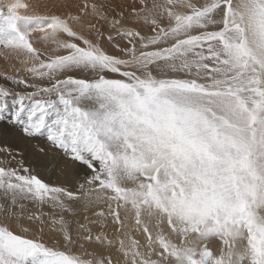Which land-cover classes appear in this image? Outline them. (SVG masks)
Segmentation results:
<instances>
[{"label":"snow or ice","instance_id":"1","mask_svg":"<svg viewBox=\"0 0 264 264\" xmlns=\"http://www.w3.org/2000/svg\"><path fill=\"white\" fill-rule=\"evenodd\" d=\"M118 7L0 6V48L30 76L0 73V121L45 137L84 171L73 191L23 160L0 161L9 202L0 204V264H264V0H139L127 15ZM101 21L114 30L109 41L128 45L113 43L119 55L101 46ZM22 201L54 210L51 243L43 213L27 217L40 221L35 232L20 224ZM81 202L107 212L85 216L73 234L64 213ZM108 217L111 238L89 226Z\"/></svg>","mask_w":264,"mask_h":264},{"label":"bare ground","instance_id":"2","mask_svg":"<svg viewBox=\"0 0 264 264\" xmlns=\"http://www.w3.org/2000/svg\"><path fill=\"white\" fill-rule=\"evenodd\" d=\"M7 2H8V0H0V6L6 4ZM20 2L26 3V4H28L30 6L28 11H35L36 13H39V14H44L45 12H54L56 14H67V13L71 12L72 14H79V9H80V7H83V4H84L85 0H41V1H38V0H20ZM87 3L88 4H93V3L104 4V5H109L111 7L119 6L117 8V10L118 11L119 10H126V15H127L128 12L131 10L132 6H134V5L138 6L139 0H113V1L87 0ZM24 12H25V10H23V9L20 10L21 14H24ZM89 20H91L94 23L96 22L95 19L93 17H91V16L85 17V23H87ZM97 27H99L100 31L103 33V35L100 37L101 46L105 50H107L109 53L117 54V55L120 54L113 47V43H119L122 47L128 46L126 44V42L124 40H122V39L116 38L114 42L113 41H109L107 39L109 34H112L113 36H115V33H114V30H112L108 26V24L106 22L101 21L100 23L97 24ZM141 31H142V34H149V35L151 34L150 29L148 27L142 28ZM93 35L95 36V34H93ZM37 46L38 47H42V48L44 47V45H42V44H37ZM0 50H5V49L0 48ZM50 50L51 49H49V51ZM5 51L6 52H4V53H6L7 57L6 58L4 57L2 60L0 59V63L5 65V68H3V69L6 72L4 73L2 70H0V73H4V74L9 73V75H16V73H17L16 69L17 68H21V65L19 64V60L14 58V57H12L11 55H8L7 54V50H5ZM2 67H4V66H2ZM20 72H23V71H20ZM17 76H20V75H17ZM0 78L4 80V77L2 75H0ZM27 78L30 79V76L28 75ZM29 91H30V89H29ZM0 126H2V125H0ZM16 130L18 132V128ZM10 132H12V135H10V136H12V138H13V135H14L15 131L14 132L10 131ZM15 134H17V133H15ZM21 134H22V132H21ZM10 136L9 135L3 136V137L1 136L0 137V146H5V145H7L9 143V144H11L12 148L19 150L18 152L23 153L25 151V154H22L23 156L24 155L25 156L23 157L21 155H16V159L12 160L11 157H9L5 152H0V160L3 161L2 166H4V167H19L17 162L20 161V160H23V163L26 166H28L29 168L34 169L36 172H38L47 183H49V184H51L53 186L68 187V188H70L73 191H78L79 190L78 189V185H79V183L83 182V178H84V171L83 170H80V169H77V168H70L71 171H72V174L71 175H66V171L69 168L67 167V165H65L66 164L65 161H64L65 159L61 160V159L54 158V157H43L40 154L36 153L37 151L35 152V151L29 149L28 144H26V142L24 141V137H25L24 135H23L24 137L21 136V137H23V139L19 138V139H21L20 141H14V140H12L10 138ZM17 137H19V136H17ZM29 140H31V139L29 138ZM42 145L46 146L44 144H42ZM39 147H41V146H39ZM47 149H48V147H47ZM15 154L16 153H13V155H15ZM69 186H71V187H69ZM44 207L46 209H48V205L44 206ZM79 211H80V208H79ZM30 212H31V214L34 213L32 211H30ZM23 216H24V214H23ZM85 216H87V215H82L81 218L78 217V220L85 223L86 221L85 220L83 221ZM13 224H15V221H14ZM16 224H17V222H16ZM29 225H31V224H29ZM114 232H110L109 231L108 235L112 236V234H110V233L114 234ZM45 233H47V232H45ZM137 238H139V237H137ZM144 242H145V239H144Z\"/></svg>","mask_w":264,"mask_h":264},{"label":"rangeland","instance_id":"3","mask_svg":"<svg viewBox=\"0 0 264 264\" xmlns=\"http://www.w3.org/2000/svg\"><path fill=\"white\" fill-rule=\"evenodd\" d=\"M38 1H41V0H38ZM107 1H113V0H107ZM107 37V36H106ZM5 50H0V59L2 60L4 57L6 58L7 55ZM4 66V67H2ZM3 68H5V65L4 64H1L0 63V70H2L4 73L6 72ZM7 75H9V73H7ZM16 75H20V76H24L26 79L28 74L27 73H23V72H17ZM0 83H4V80L0 78ZM31 90V89H30ZM10 124V125H9ZM0 137L2 136H7V135H12V132L10 131H15L14 132V135H13V138L12 136H10V138L14 141H20L21 139H23V133L21 134V130L18 128V127H14L11 125L10 121H0ZM8 126V127H7ZM5 129H3V128ZM18 128V132L16 129ZM13 129V130H12ZM15 129V130H14ZM20 130V131H19ZM5 131V132H4ZM6 133V134H5ZM9 133V134H8ZM17 133V134H15ZM21 134V135H20ZM19 136V137H17ZM23 136V137H21ZM16 138V139H15ZM21 138V139H19ZM28 137H24V141L26 142V144H28L29 146V149L33 150V151H37L36 153L40 154L41 156L43 157H54V158H58V159H61V160H64L65 161V165H67L68 168H77V169H80V170H83L78 164H71L66 157L63 156L62 153L58 152L57 150L53 149L50 147V145L46 142V138L45 137H35V138H30L31 140H29V138L27 139ZM23 141V140H22ZM30 141V142H29ZM33 143V144H32ZM32 144V145H31ZM42 144L46 145V146H43ZM8 148H11L12 149V153H17L19 150L17 149H14L12 148L11 144H7L6 145ZM41 146V147H39ZM46 147V148H45ZM48 147V149H47ZM41 148H44L45 151L41 152L40 149ZM36 149V150H35ZM15 150V151H14ZM20 153V152H19ZM49 153V154H48ZM7 154V153H6ZM22 154H25V151L23 153H20L21 156H23ZM8 155V154H7ZM25 156V155H24ZM23 156V157H24ZM60 156V157H59ZM62 157V158H61ZM2 161V160H0ZM68 161V162H67ZM70 165V166H69ZM71 187V186H69ZM4 201V202H3ZM2 202V203H1ZM8 201H6L4 199V197L2 196V194H0V204H8L7 203ZM22 203L25 204V208L23 210L19 209L18 207L15 209L16 212H19L21 213V218H20V224L23 225L24 227H28L30 228L31 230L36 231L38 229V227H40V221H37V220H28L27 217L29 215H33V216H36V215H41V213H43L42 215V219L44 221V229L46 230L45 232L47 233H44L45 235V239L48 240L49 243H51V237H52V233L50 232V229L52 227V224H51V220L53 218V212L54 210L48 205V209H46L44 206H47V205H43V206H38L37 204L33 203V202H30V201H22ZM79 205V206H78ZM77 206L75 205L74 206V209H75V215H72V214H69V213H64L65 215V218L68 219L70 221V224H71V228H72V231H73V234H75V231H76V228H77V222L79 223H84V222H81L78 220V217L81 218L82 215H87V217L89 218V220H100V218H98L97 216L93 215L94 212L96 211H99V209L103 208L105 210V212H107V208L105 205L101 204V205H95V206H92V207H89L87 210H85L84 208V205H83V202H81L80 204H78ZM79 208H80V211H79ZM26 209V210H25ZM38 209V210H37ZM47 211H46V210ZM28 210V211H27ZM35 210V211H34ZM83 210V211H82ZM85 210V211H84ZM34 212L31 214V212ZM36 212V213H35ZM49 212V213H48ZM55 212L58 214L59 213V210H55ZM82 212V213H81ZM24 214V216H23ZM81 214V215H80ZM56 218L58 219L59 218V215H56ZM5 220V214L3 212H0V221H4ZM12 220V221H11ZM10 221V222H9ZM15 221V224H13ZM84 221V219H83ZM7 222L10 224V226H12V228L14 230H17V224H16V218L12 217L10 219L7 220ZM13 222V223H12ZM35 222V223H34ZM86 223V222H85ZM128 223L131 224L132 223V220L131 218H129L128 220ZM31 224V225H29ZM99 226H98V225ZM97 224H94V225H89L90 227L93 228V231L95 232H100V231H104L106 232L107 234H109V231L110 232H114L115 231V228L116 226L112 223V218L111 217H108L106 221H101L100 223H97ZM34 225V226H33ZM96 225V226H95ZM31 226V227H30ZM98 226V227H97ZM112 231H111V230ZM108 231V232H107ZM50 232V233H49ZM112 234V236H114L113 233H110ZM110 236V238L112 237L111 235H108ZM133 236L136 238V239H139L140 242L143 244L144 242V237L141 235V234H138V233H133ZM139 237V238H137ZM88 251H93V246L91 247V245H86L85 246ZM91 247V248H90ZM213 247V250L214 251H217L219 250V247H220V244L219 242H214V244L212 245Z\"/></svg>","mask_w":264,"mask_h":264}]
</instances>
